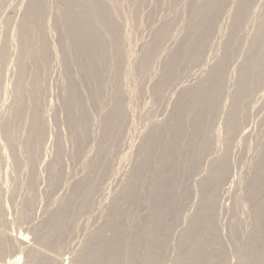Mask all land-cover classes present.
Instances as JSON below:
<instances>
[{
	"label": "rangeland",
	"instance_id": "1",
	"mask_svg": "<svg viewBox=\"0 0 264 264\" xmlns=\"http://www.w3.org/2000/svg\"><path fill=\"white\" fill-rule=\"evenodd\" d=\"M43 1L44 10L31 17L24 0L21 13L3 20L12 40L0 45V113L15 108L17 115L0 118V188L9 220L0 210V264L16 250L23 264H132L127 242L147 221L159 227V264H173L184 226L186 264H243L254 204L264 195V175L255 172L264 150V99L254 96L259 104L252 102L257 107L242 121L249 134L231 137L238 115H230L226 96L239 48L228 43L236 39L242 59L261 16L251 17V9L263 0H249L244 10L242 0L217 9L213 0L204 7L198 0H65L63 17L60 0ZM225 55L222 77L232 83L224 77L221 89L205 88L200 79ZM33 85L40 89L36 101ZM29 124L40 133L20 136ZM145 129L151 138L144 142ZM10 138L21 148L17 156ZM226 171L232 181L223 191Z\"/></svg>",
	"mask_w": 264,
	"mask_h": 264
},
{
	"label": "bare ground",
	"instance_id": "2",
	"mask_svg": "<svg viewBox=\"0 0 264 264\" xmlns=\"http://www.w3.org/2000/svg\"><path fill=\"white\" fill-rule=\"evenodd\" d=\"M17 1H19V0H0V2H1V4H0V45L2 44V48L3 47H7L8 45H9V43H11L10 41L12 40V34H11V28H9V24L7 23H5V22H3V20H4V18L5 19H7L8 21H10L12 18H15V16H16V14H19V13H21L20 12V10L22 9V5H23V7H24V3H23V1L22 2H17ZM66 1H68V2H72V1H74V2H76V1H80V4H82V3H84L85 2V0H66ZM87 1V0H86ZM195 1H197V0H195ZM210 1V0H209ZM224 1L225 0H213V4H212V6L213 7H215L216 9L217 8H219L220 6H222L223 4H224ZM248 1L249 0H242V1H240L241 2V4L239 5L238 4V6H241V7H243L244 5L246 6L247 4H248ZM258 2H259V0H257ZM256 0H255V2L256 3H258ZM262 1V0H261ZM44 1L43 0H29V2H28V14L30 15V17L31 16H33L34 14H36L37 12L39 13L40 11H41V9H43L44 10V3H43ZM65 2V0H60V7H59V9H60V13H59V15L61 16V17H63V15H67L68 14V8H67V6L66 7H64L63 5V3ZM82 2V3H81ZM207 2V0H198L197 1V3H198V5H200V6H203L204 5V3H206ZM235 1L234 0H232V3H234ZM250 2H252V0L250 1ZM196 3V2H195ZM236 3V2H235ZM261 3V2H260ZM77 4H79V3H77ZM211 4L210 5H207L206 6V8L208 7V6H211ZM229 4V3H228ZM252 4H253V2L251 3V4H249V5H251L252 6ZM46 6H47V11H49V9H50V7L52 8V3L51 2H49V4H45ZM215 5V6H214ZM235 5V4H234ZM248 5V6H249ZM46 6H45V11H46ZM27 7V6H26ZM204 7V6H203ZM212 7V8H213ZM254 7V6H253ZM210 8V7H209ZM209 8H207V9H209ZM237 8V7H236ZM246 8V7H245ZM31 9V10H30ZM202 9V8H201ZM221 9V8H220ZM250 9V8H249ZM212 10V9H211ZM215 10V9H214ZM214 10H212L211 12L214 14ZM219 10V9H218ZM243 10H244V7H243ZM246 10V9H245ZM25 11V10H24ZM216 12H217V10H215ZM238 11H240V10H238ZM26 12V11H25ZM241 13L243 12L242 10L240 11ZM247 12V11H246ZM246 12H243V13H246ZM251 17H254L253 15H255L256 13H260L261 14V16L260 15H257L258 16V21L257 22H254V29H253V32H252V34L250 35V37L248 38L249 39V46H248V48H246V51H245V53H244V55H243V58L241 59V55H238L239 54V51H240V44L237 42L236 43V39L235 40H232L230 43H228L229 45V47L228 48H233V47H237V48H239V50H238V56L236 55L235 56V58L237 59V64H236V66H235V72H236V68H237V77H236V81L234 82V83H232L231 81V83H232V86H231V89H228L229 87V84H227L228 86H227V89H228V91H227V96H226V98H230L231 99V106H230V115H232V114H237L238 116L236 117V119L234 118V117H231V118H234L235 120H237L238 119V121H235L236 122V124H235V131H233V133H230L231 134V137H235V136H237L238 135V133H240V132H246L247 134H249L247 131L248 130H246V128H247V123H249V122H245V124L244 123H242V121H243V119H245V117H246V115H247V111H251V110H249V108L250 107H252V105H255V104H252V102H254L253 100V97L255 96L256 98H258L259 100L260 99H264V0H263V2L261 3V5H259V6H257V4L255 5V8H253V9H251ZM9 13H12L11 15L9 14ZM250 13V12H249ZM208 15H209V13H208ZM207 15V16H208ZM215 15H218V13L217 14H215ZM238 15V14H237ZM242 15V14H241ZM29 17V16H28ZM40 17V16H39ZM214 17V16H213ZM218 17V16H217ZM33 18V17H32ZM209 18H211V17H209ZM36 19H38V17L36 18ZM40 19V18H39ZM1 20H2V22H1ZM236 20V19H235ZM39 20H37V22H38ZM214 21V20H213ZM217 20H215V22H216ZM250 21V20H249ZM2 23H4V24H2ZM214 23V22H213ZM238 23H239V21H238ZM212 24V23H211ZM237 24V23H236ZM234 25H235V23H234ZM241 25V24H240ZM253 25V24H252ZM207 25H205V27H206ZM21 27V26H20ZM204 26H203V29H206ZM237 27H238V25H237ZM30 29H33V33H34V29H37L38 28V26H32V27H29ZM239 28H241L240 26H239ZM243 28V27H242ZM25 29V28H24ZM23 29V30H24ZM28 29V28H27ZM208 29H209V27H208ZM208 29H206V30H208ZM210 30V29H209ZM211 31V30H210ZM37 32V31H36ZM209 32V31H208ZM243 33V32H242ZM35 34V33H34ZM37 34V33H36ZM40 33H38L37 35H39ZM36 35V36H37ZM210 35V34H209ZM208 35V36H209ZM213 35V34H212ZM244 35V34H243ZM27 37V36H26ZM31 36H29V38H30ZM213 37V36H212ZM241 37V36H240ZM239 37V38H240ZM215 38H217V37H215ZM39 38H36V40H38ZM41 39V38H40ZM39 39V40H40ZM219 39V38H218ZM222 39V38H221ZM213 41V40H212ZM215 41V40H214ZM218 41V40H217ZM216 42V41H215ZM218 44V43H217ZM21 48V47H20ZM227 48V47H226ZM23 49V48H22ZM10 51H11V49H10ZM20 52H21V49H20ZM22 52H23V50H22ZM187 52V51H186ZM242 52V51H241ZM9 54V53H8ZM21 54L22 53H20V56H19V58L20 57H22L21 56ZM189 54V53H188ZM5 54H4V51H3V53H2V56H4ZM193 55V54H192ZM216 55V54H215ZM24 57V56H23ZM229 57V56H228ZM228 57L225 55L224 57H222L215 65V67H214V65H212V67L210 68V70H208V72L206 73V75L204 76L203 75V77L200 79V81H204V83L203 84H205L204 85V87L206 88V87H209V88H211L212 89V91H216V89H218V88H220L221 89V87L220 86H223V85H221V84H223L222 83V79H224V77L225 76H223L222 77V74L223 75H225V74H228V73H223V71L225 70V68L226 67H228V61L230 60V59H228ZM7 59H8V57H7ZM12 59V58H11ZM42 59V58H41ZM235 59V60H236ZM204 60V59H203ZM206 60H208V59H206ZM7 61V60H6ZM16 61H18L17 59H16ZM230 62V61H229ZM234 62H236V61H234ZM9 63V62H8ZM201 63H204V62H202V60H201ZM210 63V62H209ZM234 64V65H235ZM207 65V67L209 66L208 64H206ZM205 65V66H206ZM230 65V64H229ZM23 66V65H22ZM233 66V65H232ZM19 67V66H18ZM21 67V66H20ZM23 67H25V65L23 66ZM206 67V68H207ZM218 67L220 68V69H218ZM230 69V68H229ZM200 70V69H199ZM219 70H220V72H219ZM228 70V69H227ZM226 70V71H227ZM231 70V69H230ZM20 70H18L17 72H19ZM202 71H204V70H202ZM229 71V70H228ZM21 72H23V68H22V71ZM25 72V71H24ZM193 72V71H192ZM191 72V73H192ZM198 72V71H197ZM19 74H21L22 75V73H20L19 72ZM18 74V76H20ZM26 74H27V72H26ZM30 75V74H29ZM202 75V74H201ZM17 76V77H18ZM26 77H27V75H25ZM189 76V75H188ZM193 75L191 74V77H192ZM198 76V75H197ZM20 77H22V76H20ZM26 77H24V78H26ZM194 77H196V75L194 76ZM193 77V78H194ZM201 77V76H200ZM19 78V77H18ZM23 78V77H22ZM28 78H29V76H28ZM221 78V80H219ZM225 78H227L226 80V82L227 83H230V82H228V76L227 77H225ZM192 79V78H191ZM199 79V78H198ZM23 80H25V79H23ZM193 80V79H192ZM191 80V81H192ZM20 80H18V84L20 83L19 82ZM34 81V83H37V80L36 79H34L33 80ZM33 81H32V83H33ZM188 81V80H187ZM193 81H199V80H193ZM189 82H190V80H189ZM200 84L202 83V82H199ZM18 84L16 85V86H18ZM191 84V83H190ZM193 84H194V82H193ZM197 85H198V82L196 83ZM192 85V84H191ZM196 85V86H197ZM235 85V86H234ZM188 86L190 87V85H189V83H188ZM194 86H195V84H194ZM194 86H192L191 88H192V92L195 90V89H193V87ZM195 86V87H196ZM18 87H20V86H18ZM21 87H22V84H21ZM188 87V88H189ZM194 87V88H195ZM232 87H234L233 89H232ZM187 87H186V94L188 95V93H190L191 91H190V89H188ZM205 88H203L202 87V85H201V89L198 91V88L194 91V93H200V91H203ZM18 89V88H17ZM17 89H15V92H17L16 90ZM21 89V88H20ZM232 90V91H231ZM40 92V89H39V87L37 86L36 87V85L34 86L33 85V89L31 90V93H32V95H33V100L34 101H36L37 99H38V93ZM191 92V93H192ZM218 92H220V91H218ZM18 93V92H17ZM16 93V94H17ZM15 95V94H14ZM190 95V94H189ZM16 98V97H15ZM20 99V98H19ZM18 99V100H19ZM257 99V100H258ZM15 100V99H14ZM17 100V99H16ZM222 100V99H221ZM223 101V100H222ZM256 101V100H255ZM19 103L21 102V99H20V101H18ZM218 102H220V100L218 101ZM15 104H16V102H14ZM18 103V104H19ZM221 103V102H220ZM254 103H256L257 104V101L256 102H254ZM14 104V105H15ZM221 104H223V102L221 103ZM220 104V105H221ZM259 104V103H258ZM257 104V105H258ZM19 105H21L22 106V103L21 104H19ZM19 105H17V107L19 106ZM12 106V105H11ZM16 106V105H15ZM20 106V107H21ZM24 106V105H23ZM7 106H5V108H6ZM9 107V106H8ZM254 108L255 107H257L256 105L255 106H253ZM252 107V108H253ZM262 107V106H261ZM3 108V107H2ZM11 108V107H10ZM19 108V107H18ZM213 108L214 107H212L211 109H210V111H209V113H211V111H214L213 110ZM15 108H13L12 110H14ZM251 109V108H250ZM260 109V108H259ZM262 109V108H261ZM1 110V109H0ZM11 110V109H10ZM9 109H4L3 110V112H2V114L0 113V115H2L3 117H0V118H4V119H6V118H8V117H10V116H12V115H17V112H16V110H14L13 112H11ZM18 110H20V109H18ZM17 110V111H18ZM255 110V109H254ZM262 111V110H261ZM249 113H251V112H249ZM260 113V112H259ZM253 115H254V113H253ZM255 115H257V114H255ZM264 115V114H263ZM256 118V117H255ZM259 119H260V117H258ZM257 118V119H258ZM262 119H264V118H262ZM245 121V120H244ZM248 121V120H247ZM259 121V120H258ZM7 122V121H6ZM228 122V121H227ZM261 122H262V120H261ZM264 122V121H263ZM6 125V124H5ZM8 125V124H7ZM233 125V124H232ZM1 126V125H0ZM2 126H3V124H2ZM24 126H27L26 125V123H24ZM261 126H262V124H261ZM5 127H7V126H5ZM232 128H233V126H232ZM149 129V128H148ZM263 129V128H262ZM19 130H21V133H18V134H20V136H21V134H22V132H25V134H26V132H27V134H28V132H30V130L32 131H34V132H36L37 134L38 133H40V131H41V129L39 128V131H38V129L37 128H35V125L34 124H29V126L27 127V131H24V128L22 127V129H19ZM146 130V129H145ZM5 131H7V132H5V133H7L8 134V136L10 135V137H12L11 135H12V133L10 134V131H11V128H10V124H9V126H8V129L6 128L5 129ZM262 131V130H261ZM143 132H144V130H143ZM42 133V132H41ZM145 136L143 137V140H144V142H145V139H146V141H147V139L149 140V138H151V136H149L148 135V133H147V130L145 131ZM6 134V135H7ZM35 134V133H34ZM33 134V135H34ZM229 134V135H230ZM234 134V135H233ZM244 135H245V133H243ZM243 134H241V137H242V135ZM246 134V135H247ZM3 135H4V133H3ZM31 135L32 134H30V136H27V138H26V136H25V139H24V141L26 142H28L29 143V141L30 142H33L32 141V137H31ZM233 135V136H232ZM262 135V134H261ZM239 136V135H238ZM23 137V136H22ZM34 137H37V136H35L34 135ZM142 137V136H141ZM5 138H6V136H5ZM228 138V137H227ZM232 138V139H233ZM263 138V137H262ZM7 139V138H6ZM12 138H10V141H8V142H10V147L9 148H11V151H12V153L14 154V156L16 155H18L19 153H20V150H21V148H19V144H18V146H16L15 145V143L11 140ZM34 139V138H33ZM36 139V138H35ZM230 139V138H229ZM15 140H17V139H15ZM44 141H47L46 139L44 140ZM43 141V142H44ZM248 141V140H247ZM7 142V143H8ZM34 142H35V140H34ZM20 143H21V141H20ZM46 143V142H45ZM247 143V142H246ZM250 143V142H249ZM27 144V143H26ZM30 144V143H29ZM32 144V143H31ZM43 144V143H42ZM231 144V143H230ZM0 145H2L1 144V142H0ZM5 145H7V144H5ZM15 145V146H14ZM28 145V144H27ZM228 145V144H227ZM250 145V144H249ZM8 146H9V144H8ZM22 146V145H21ZM41 146H45V144L44 145H41ZM231 146V145H230ZM0 147H2V146H0ZM24 147V146H23ZM31 147V146H30ZM42 147V148H43ZM46 147V146H45ZM227 147V146H226ZM8 148V149H9ZM228 148V147H227ZM46 149V148H45ZM230 149V148H229ZM233 149V148H232ZM259 149V148H258ZM92 150V149H91ZM228 150V149H227ZM46 151V150H45ZM44 151V152H45ZM88 151V150H87ZM93 151V150H92ZM1 152H2V150H1ZM5 152V151H4ZM10 152V151H9ZM43 152V153H44ZM42 153V154H43ZM88 153V152H87ZM93 153V152H92ZM94 153H95V151H94ZM226 153H227V151H226ZM1 154H3L4 155V153H1ZM0 154V155H1ZM13 154L11 155V156H13ZM42 154H41V157H40V160H41V162H43V163H45V167H46V159H45V156H46V154H44V156H42ZM254 154V153H253ZM2 155V156H3ZM228 155V154H227ZM13 156V157H14ZM91 156V155H90ZM92 157V156H91ZM4 158V157H3ZM17 157H15V159H16ZM224 158V157H223ZM184 159H185V166H184V171H185V176H186V149H185V154H184ZM221 159V158H220ZM38 160V159H37ZM226 160V159H225ZM14 161H16V160H14ZM50 161V160H49ZM227 161V160H226ZM19 162V161H18ZM36 162V161H35ZM51 162V161H50ZM223 162H225V161H223ZM37 163V162H36ZM42 163V164H43ZM40 164V163H39ZM41 164V165H42ZM48 164V163H47ZM52 164V163H51ZM222 162H219V166H218V168H220V169H222V170H224L223 168H225L226 166H222ZM35 165H37V164H35ZM42 166H44V165H42ZM40 168V167H39ZM255 172H259L261 175H262V177H263V175H264V150L261 152V154H260V156L258 157V160H257V162H256V166H255ZM20 169H23V168H21L20 167ZM37 170V169H36ZM226 170V169H225ZM224 170V171H225ZM248 171V170H247ZM230 172V171H229ZM229 172H227L226 171V173L227 174H223V176H224V178L221 180V182H220V185H218L219 187L221 186V187H223L225 184H227L228 182H230V181H232V178H231V175H230V173ZM21 172H19V174H20ZM38 174V173H37ZM232 174V173H231ZM259 174V175H260ZM40 175V174H39ZM39 175H37V176H39ZM260 175V176H261ZM19 177H21L20 175H19ZM254 177V176H253ZM37 179L39 178V177H36ZM239 178H241V177H239ZM253 179V178H252ZM205 180V179H204ZM238 180V179H237ZM254 180H256V179H254ZM38 181V180H37ZM250 181V180H249ZM248 181V182H249ZM252 181V180H251ZM250 181V183H252V182H255V181H252L251 182ZM201 183V182H200ZM1 184V183H0ZM237 184H239V181H238V183ZM223 185V186H222ZM228 185V184H227ZM232 185V184H231ZM250 186L252 185V184H249ZM249 186V187H250ZM206 187V186H205ZM225 187V186H224ZM3 188H5V187H3ZM185 188H186V186H185ZM231 188V187H230ZM235 188H237V187H235ZM240 188V187H239ZM242 188V187H241ZM246 188V187H245ZM223 191L224 190H227L226 189V187L225 188H221ZM15 190V189H14ZM14 190H13V192H14ZM216 191V187H213V188H211V191ZM5 191H7L6 189L4 190V192ZM2 190H1V188H0V210H1V214H2V217H1V219H2V221H4V223H7L8 221H7V217H6V213H7V208H6V206H5V204H4V202L2 201ZM12 192V193H13ZM7 193V192H6ZM15 193V192H14ZM14 195V194H13ZM12 195V196H13ZM222 197V196H221ZM240 198V197H239ZM238 198V199H239ZM254 203V202H253ZM222 205V204H221ZM243 205V204H242ZM255 214H254V222H253V225H252V230L250 231V233H249V235H248V237H247V241H246V248H245V250H244V252H243V256H242V262H243V264H264V195H263V197L260 199V200H258L255 204ZM242 207V206H241ZM55 211V210H54ZM57 211V210H56ZM47 212V211H46ZM49 212V211H48ZM48 214V213H47ZM46 214V215H47ZM54 216V215H53ZM35 218V217H34ZM34 218H31L30 220H29V222L31 223V224H33V219ZM175 220V219H174ZM19 221V220H18ZM146 222V221H145ZM147 226H145V229H143L142 227V229L143 230H141V228H139V229H137V232L136 233H134L133 235H132V238H131V240H129L128 242H127V244H129L128 246L126 245V249H127V251H128V254H129V252H131V254H133V258H132V260L133 259H136V260H134L133 261V263L134 264H159L160 263V260H159V258H158V249H159V247H160V245L161 244H163V243H159L158 241H157V237H158V229H159V227L158 228H156V223H155V225H153V223H152V221H150V223L147 221ZM186 223V222H185ZM179 225V224H178ZM18 227H19V225H18ZM163 227H165V226H162V228ZM171 227L169 226V229H170ZM171 229H173V228H171ZM27 230V229H26ZM29 230V229H28ZM139 230H141V231H139ZM174 230V229H173ZM172 231V230H171ZM176 231V230H175ZM177 232V231H176ZM175 233V232H174ZM174 233H173V235H174ZM176 236H178L177 234H175ZM8 236V235H7ZM6 236V237H7ZM9 236H11V235H9ZM175 236V237H176ZM174 237V238H175ZM9 238V237H8ZM177 238V237H176ZM9 240V239H8ZM11 240V239H10ZM9 240V241H10ZM11 242H12V240H11ZM178 246H177V248L176 249H173V252H174V255H173V257H172V259H173V264H180V262L181 261H183V264H186V227L184 226V228H183V230L181 231V242L180 241H178ZM16 244H17V242H16ZM15 244V246H17ZM12 246H14V242H13V244H11ZM124 245V246H125ZM123 246V247H124ZM129 246H130V248H129ZM16 248H18V247H16ZM15 248V249H16ZM13 249H14V247H13ZM176 250V251H175ZM12 252V251H11ZM18 251L16 250V251H13V253L11 254V257L8 259V260H6L5 261V263L6 264H23L24 263V261H23V256L21 255V252L19 253H17ZM80 252V251H79ZM125 252V251H124ZM125 254V253H124ZM79 257V256H78ZM132 257V256H131ZM2 259V258H1ZM0 259V260H1ZM4 259V258H3ZM77 261H78V259H77ZM77 263V262H76ZM81 263V262H80ZM132 263V264H133Z\"/></svg>",
	"mask_w": 264,
	"mask_h": 264
}]
</instances>
